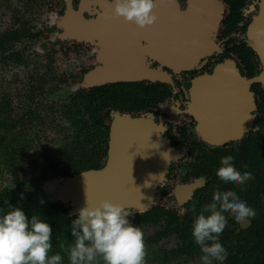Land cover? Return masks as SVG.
<instances>
[{"label":"flooded vegetation","instance_id":"obj_1","mask_svg":"<svg viewBox=\"0 0 264 264\" xmlns=\"http://www.w3.org/2000/svg\"><path fill=\"white\" fill-rule=\"evenodd\" d=\"M170 1L159 0L154 9L157 21L140 29L123 18H103L114 0H61L52 26L39 27L26 20L0 36L1 56L17 64L30 63V50L37 42L44 54L82 58L78 69H64L60 75L52 70L51 77L45 76L40 84L30 83L28 104L23 102V112L14 118H10L12 100L4 95L5 119L17 122L31 140L28 124L35 122L31 102L37 95L47 97L58 82L71 79L80 84L61 108L64 120L74 128L71 140L48 164L47 170L61 179L105 167L117 116L152 119L177 153L157 186V204L143 212L130 210L135 219L142 224H163L156 233L158 238L172 231L180 235L182 244L174 253H201L199 248L190 253L185 249V236H191L195 215L211 202L213 192L234 190L256 215L243 224L228 217L220 237L228 252L227 262L264 264V35H260L264 0H177V16ZM94 20V25L88 24ZM82 31L86 36H78ZM24 41L28 43L24 45ZM209 43L214 48L200 55L191 68L174 69L161 62L173 50L183 52L185 44L188 50ZM135 65L146 67L147 74L153 71V75L88 85L94 75L99 81L109 72ZM49 80L53 89L45 88ZM132 89L147 96L151 93L154 102L148 98L147 104L135 107L119 98L118 91ZM228 155L234 157L238 171L250 172L254 179L241 187L219 180L215 173L220 158ZM46 180L43 177L37 184ZM156 207L163 211L158 222L140 221V214Z\"/></svg>","mask_w":264,"mask_h":264},{"label":"clouds","instance_id":"obj_2","mask_svg":"<svg viewBox=\"0 0 264 264\" xmlns=\"http://www.w3.org/2000/svg\"><path fill=\"white\" fill-rule=\"evenodd\" d=\"M156 0H114L105 20L123 18L144 29L158 19L154 9ZM264 35V31L260 33ZM168 159V157H167ZM171 159H168V163ZM216 176L225 184L241 187L252 173L237 170L234 157L220 158ZM195 214V208L192 209ZM207 214V215H206ZM227 214V215H226ZM256 210L242 200L234 190L215 191L212 200L195 215L191 237L201 251L202 264H224L228 252L220 237L232 216L238 223L255 217ZM132 211L124 205L102 199L92 203L86 199L78 218L71 220L72 243L62 246L69 264H146L144 233L134 226L129 217ZM53 228L38 215L30 218L19 207L0 215V264H64L60 252H52Z\"/></svg>","mask_w":264,"mask_h":264},{"label":"rangeland","instance_id":"obj_3","mask_svg":"<svg viewBox=\"0 0 264 264\" xmlns=\"http://www.w3.org/2000/svg\"><path fill=\"white\" fill-rule=\"evenodd\" d=\"M60 1L0 0V36L26 20L39 27L52 26L57 17L59 6L62 4ZM56 37V34L52 33L51 39L55 40ZM27 43L23 42L24 45ZM52 46H57V44L52 42ZM12 47H14L13 44ZM35 47L30 50L31 59L28 64H17L10 58L1 56L4 52L1 54L0 51V99L4 98V95L11 98L12 114L10 118L23 112V108H21L23 102L28 104L26 96L30 89V83L39 81L40 84L42 80L47 79L45 76L49 77V73H53V71L55 74H59L64 69L72 70V68L78 69L79 66H82L81 57L78 58L73 54H69V57L57 53L44 54L39 42ZM36 50L38 54H32L37 52ZM52 86V81H47L45 88H54L55 90L47 97L38 94L37 99L32 101V104L29 103L35 107L36 114L35 122L28 124L31 144L14 166L0 163V190L19 187L22 191H27L40 187L43 201L52 202L55 200L54 185L60 181L61 177L52 175V172L47 170L48 164L52 159L60 156L61 148L67 146V141L71 140L70 136H72L74 128L64 120L61 108L69 94L75 91L80 84L70 79L65 83L54 84L53 88ZM43 177L47 180L42 185L37 184ZM129 219L144 233L147 251L146 264H202L201 253H174L182 244V239L176 232L172 231L168 235L158 238L156 233L163 228V224L139 223L133 212ZM70 244L53 247L50 255L60 252L64 264H69L67 255L62 251V246L68 247ZM224 264H229L227 259Z\"/></svg>","mask_w":264,"mask_h":264},{"label":"water","instance_id":"obj_4","mask_svg":"<svg viewBox=\"0 0 264 264\" xmlns=\"http://www.w3.org/2000/svg\"><path fill=\"white\" fill-rule=\"evenodd\" d=\"M169 3L174 7L173 13L177 16V0H171ZM156 4L159 5V0H156ZM95 22L94 20L88 24L94 25ZM78 34L86 36L83 31ZM196 48L198 47L192 45L187 54L173 50L172 54L163 55L161 62L174 69H188L197 62L196 59L200 55L214 47L209 43L199 45L198 50ZM181 53L183 55H180ZM232 66L234 68L233 64ZM122 69L109 72L99 81L88 80V85L107 80H138L153 75V71L147 74L146 67L137 65L124 66ZM176 153L160 133V126L152 119L130 115L117 116L112 127L105 167L102 170L84 171L61 179L55 186V200L52 202L64 203L70 214L77 216L79 209L85 206L87 198L92 203L108 199L133 212L146 211L154 204L157 186L166 177L168 159L175 157ZM193 187L194 185L191 188Z\"/></svg>","mask_w":264,"mask_h":264},{"label":"trees","instance_id":"obj_5","mask_svg":"<svg viewBox=\"0 0 264 264\" xmlns=\"http://www.w3.org/2000/svg\"><path fill=\"white\" fill-rule=\"evenodd\" d=\"M119 98L124 99L128 105L144 106L147 99L152 98L150 103L154 102V96L151 93L147 96L145 92L138 89L131 91H118ZM7 106L0 99V163L8 166H14L20 160L24 151L29 148L31 140L28 139L26 131L18 129L17 122H10L5 119ZM24 124V128H26ZM64 174V173H61ZM12 207L21 208L30 218L32 215H38L40 219L49 223L53 228L52 244L53 247L68 245L73 241L71 236V220L77 216L70 214L69 208L61 202H46L41 198L38 189L22 191L17 188H4L0 190V215L10 211ZM163 211L161 208H153L139 215L141 222H158ZM191 236H185V249L188 253L198 249ZM239 253L237 254V256Z\"/></svg>","mask_w":264,"mask_h":264},{"label":"bare ground","instance_id":"obj_6","mask_svg":"<svg viewBox=\"0 0 264 264\" xmlns=\"http://www.w3.org/2000/svg\"><path fill=\"white\" fill-rule=\"evenodd\" d=\"M169 46L172 47V49H176V47H175L174 45H169ZM186 46H187V44L183 45V48H184V50H183L184 53H183V54H185V53L187 52V50L185 49ZM174 51H175V50H174ZM91 79L95 81V80L97 79V76L94 75ZM56 184H57V183H56ZM56 184L54 185V189H55Z\"/></svg>","mask_w":264,"mask_h":264}]
</instances>
